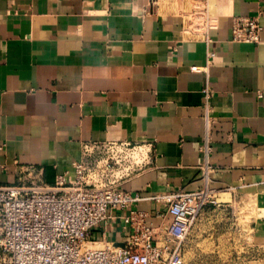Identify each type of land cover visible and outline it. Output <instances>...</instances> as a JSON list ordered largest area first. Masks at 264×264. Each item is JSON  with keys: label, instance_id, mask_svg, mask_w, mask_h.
Instances as JSON below:
<instances>
[{"label": "crops", "instance_id": "0c3cea01", "mask_svg": "<svg viewBox=\"0 0 264 264\" xmlns=\"http://www.w3.org/2000/svg\"><path fill=\"white\" fill-rule=\"evenodd\" d=\"M214 4L206 44L185 38L182 17L160 5L151 11L150 0H0V185L16 183L29 165L52 184L83 141L150 140V166L120 189L142 197L194 191L208 86L218 204L202 214L218 217L250 200L251 237L264 244V0ZM258 12L260 41H232L234 17ZM208 50L215 56L205 71ZM130 209L146 212L150 226L170 221L167 203L144 199L111 210L91 240L123 245Z\"/></svg>", "mask_w": 264, "mask_h": 264}, {"label": "built area", "instance_id": "2783aa9c", "mask_svg": "<svg viewBox=\"0 0 264 264\" xmlns=\"http://www.w3.org/2000/svg\"><path fill=\"white\" fill-rule=\"evenodd\" d=\"M197 2L193 1L189 14L180 15L190 22L184 32L209 44L213 17L205 0ZM260 15L234 17L231 40L258 43ZM214 56V51H207L205 71ZM201 93L205 131L199 146L198 189L152 197L124 191L122 182L150 166L154 142L83 141L79 159L58 172L52 184L42 180V168L29 165L20 170L16 183L0 185V264H183V241L189 229L206 205L218 204V190L210 187L212 90L204 86ZM144 199L167 203L170 221L150 226L146 212L130 209L124 223L133 232L122 246L91 245L96 242L91 231L107 220L111 210H126Z\"/></svg>", "mask_w": 264, "mask_h": 264}, {"label": "rangeland", "instance_id": "374dc122", "mask_svg": "<svg viewBox=\"0 0 264 264\" xmlns=\"http://www.w3.org/2000/svg\"><path fill=\"white\" fill-rule=\"evenodd\" d=\"M172 1L177 8L165 12V15L184 16L190 13L194 4V0ZM201 1L197 3L202 4ZM159 3L164 4L162 0H150V10L157 12ZM205 3L211 17L215 16L214 0H205ZM189 25L190 22L185 20V28ZM184 36L190 38L189 35ZM250 203V200L240 199L218 217L216 213L215 216L209 214L204 217L201 211L184 238L183 264H264V244L255 241L250 233V224L256 214L255 205ZM97 227L99 225L93 229Z\"/></svg>", "mask_w": 264, "mask_h": 264}, {"label": "bare ground", "instance_id": "6f19581e", "mask_svg": "<svg viewBox=\"0 0 264 264\" xmlns=\"http://www.w3.org/2000/svg\"><path fill=\"white\" fill-rule=\"evenodd\" d=\"M163 1V3L164 4H161L160 5V3H159V5L161 6V8H160V12L161 13H164V11L165 10H169L170 9V11H173V9H174V7H175V9L177 8V6L176 5H172V4H174V2L172 1V0H162ZM173 2V3H172ZM169 5H172V6H169ZM169 8V9H168ZM187 36L189 35L188 34V32L187 31H185L184 32ZM253 201V200H252ZM243 202V201H242ZM246 203V202H245ZM244 204V203H243ZM247 205V204H246ZM249 205V204H248ZM250 205H252V206H254V203H250ZM101 244H103V243H101V242H95V243H93V244H91V245H94V246H97V245H101Z\"/></svg>", "mask_w": 264, "mask_h": 264}, {"label": "water", "instance_id": "95a60500", "mask_svg": "<svg viewBox=\"0 0 264 264\" xmlns=\"http://www.w3.org/2000/svg\"><path fill=\"white\" fill-rule=\"evenodd\" d=\"M120 246H122V245H120Z\"/></svg>", "mask_w": 264, "mask_h": 264}]
</instances>
